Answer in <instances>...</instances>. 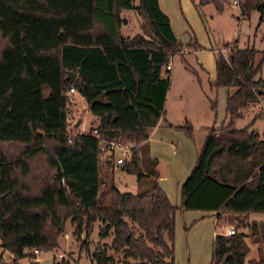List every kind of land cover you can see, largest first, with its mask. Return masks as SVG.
Returning a JSON list of instances; mask_svg holds the SVG:
<instances>
[{
    "label": "trees",
    "instance_id": "1",
    "mask_svg": "<svg viewBox=\"0 0 264 264\" xmlns=\"http://www.w3.org/2000/svg\"><path fill=\"white\" fill-rule=\"evenodd\" d=\"M260 2L236 0L239 15L256 10L260 22ZM207 3L220 11L224 2H193ZM123 10H133L139 19V31L130 36L121 33ZM18 43L49 44L57 52L56 110L51 122L28 117L32 89L25 68L0 91V124L16 123L13 137L0 129V248L14 258H28L26 264H39L32 250L55 248L58 224L70 217L76 238L81 231L88 235L96 221L98 239L110 236L88 254L92 264H174L175 208L157 184V160L145 141L163 111L169 80L162 68L184 44L174 36L159 1L0 0V58ZM185 46L198 45L192 40ZM223 47L227 52L216 53L211 85L229 90L225 121L205 128L194 163L178 187V210L214 213L220 230L212 237L208 264H264L259 246L264 244V220L232 217L264 213V134L259 137L251 129L264 109L235 126L243 109L264 95V77L257 75L264 50L235 42ZM257 52L261 57L256 62ZM67 72L74 73L71 80L64 78ZM69 88L97 120L87 131H73L66 118ZM209 107L214 110V101ZM173 127L191 136L188 121ZM94 130L104 138L139 145L119 165L137 183L154 173L147 189L129 193L110 186L108 202H102L101 173L111 166L100 155ZM226 224L246 232L233 227L235 232L225 235ZM246 239L255 245V257H246ZM110 250L120 257L114 259Z\"/></svg>",
    "mask_w": 264,
    "mask_h": 264
},
{
    "label": "crops",
    "instance_id": "2",
    "mask_svg": "<svg viewBox=\"0 0 264 264\" xmlns=\"http://www.w3.org/2000/svg\"><path fill=\"white\" fill-rule=\"evenodd\" d=\"M158 1L161 9L169 17L174 36L181 42H186L187 40L191 42L194 40L198 46L193 48L194 51L187 52L185 55L180 53L181 58L175 62V65L172 61L174 55H171L169 58L170 68L168 70L162 68V71H166L165 73L168 74L169 80L163 101V111L156 123L148 129V136L145 143L149 155L157 160V184L166 195L169 203L175 208L173 230L174 264H208L211 257V241L216 232L214 213L202 210L179 211L178 187L194 163L196 151L205 134V128L211 124L217 126L221 121H225L224 105L229 90L223 86L211 85L214 78V59L217 52L212 51L211 57L206 59V56L201 53L202 50H197L199 43L195 39L189 25L187 24L185 26L182 23L181 16L172 3V0ZM193 2L195 0H192V5L195 12L199 14L202 5L194 6ZM124 11L130 12V10H123L121 12V14L123 13V17L126 15ZM135 14L132 13L131 16L134 18ZM25 44L27 45L26 48L29 49V45L31 44ZM17 45L21 50V47H23L22 43H18ZM41 46L44 50L50 47L46 45ZM19 49L5 52V55L1 59L4 62L13 61L16 64L19 63L18 61L20 59L22 61L21 66L27 68L28 73L30 71L29 67L36 72L35 66H33L35 61L37 62L39 71L51 68V66H48V57L44 55L45 51L40 57L39 55L36 56V53L27 55ZM190 55L194 56L193 59H189ZM58 67L59 57L56 53V64L54 65L56 74H58ZM37 81L39 82L40 105H34L31 109L34 114H29L28 117H33L38 113L37 117H43L47 122L54 121L55 117L50 121L47 119L46 109L50 107L51 103L53 111L55 112L56 97L53 99L45 97L42 93V83H40L42 80L39 79ZM174 82L176 86L173 84ZM70 94L76 99L83 110L82 119H79L78 124L74 126L75 121L78 120L75 119L71 126H73L72 128L81 126L79 132H84L85 119H87L89 113L85 110V103L78 93L72 92ZM263 97L264 95L259 97L254 105L249 106L248 110H254L256 107L263 108L261 105ZM210 101H214V110H211L209 107ZM185 120L191 124L190 137L186 136L181 130L173 127V125L182 124ZM15 127L16 123L9 126L7 129H11V132L7 135L4 134L2 129L1 131L5 137H13ZM251 129L253 130V126H251ZM110 166H113L111 160ZM117 167L122 170L119 164H117ZM147 174L148 178L145 180L149 181V178L153 177L154 173ZM143 181L137 183V191L142 190ZM240 215L247 217L248 220H255L249 219L248 214ZM242 232L245 233L244 230ZM3 251L0 248V259L2 258ZM7 254L9 255L10 253L7 252Z\"/></svg>",
    "mask_w": 264,
    "mask_h": 264
},
{
    "label": "rangeland",
    "instance_id": "3",
    "mask_svg": "<svg viewBox=\"0 0 264 264\" xmlns=\"http://www.w3.org/2000/svg\"><path fill=\"white\" fill-rule=\"evenodd\" d=\"M196 1V0H195ZM222 9L220 11L216 10L214 6L210 3L204 4L201 6V11L198 13L195 12L192 0H172L176 10L180 14V18L182 23L186 26L189 25V28L192 30L195 39L199 43V47L197 50H202L201 53L204 54L207 58L211 57L212 51H218L221 54H225L227 51V47H223L224 43L232 44L235 42L237 46L242 47L245 45H252L257 50H264V15L262 16V20L258 22V11L252 10L250 11L247 17H241L239 15V11L236 5L231 4L232 0H223ZM126 12V11H124ZM133 14L135 12L130 10ZM126 12L125 15V23L121 26V33L124 35H132L135 32L139 31L138 22L139 19L137 15H134V18L131 16L132 13ZM186 13V15H185ZM123 14V13H122ZM181 42V41H180ZM186 42H189L188 40ZM186 42H182L184 44L182 46V54L185 55L187 52L194 51L192 46H185ZM41 45L49 46V44H31L29 45V49L26 48V44L22 43L21 50L24 51L27 55L32 53H36V56H40L44 51V55L48 57V62L51 68L42 69L39 71V67H37V62L35 61L34 65L35 70L29 67L30 78H31V89L30 96L31 97V105L32 108L34 105H40V92L39 90V82L37 80H42L41 88L42 93L48 99H53L56 97L57 87H56V78L57 75L54 69V65L56 64V51L51 48H46L45 50ZM15 49H19L18 45ZM20 50V49H19ZM20 50V51H21ZM5 55V54H4ZM3 55V56H4ZM173 56V64L181 58V54L175 53L171 54ZM168 57L169 58L170 56ZM2 56V57H3ZM1 57V58H2ZM41 57V56H40ZM39 57V58H40ZM193 55L189 56V59H193ZM261 53L257 52L255 54L256 62L260 59ZM0 58V91L12 81L15 77L14 75L18 72L21 67L22 61L19 59V63L15 62H4L3 59ZM10 59L13 60L12 57ZM21 66V67H20ZM177 67V66H176ZM178 68V67H177ZM27 70V68H25ZM38 69V70H37ZM35 72V73H34ZM36 75V77H34ZM258 76L264 77V62L261 64L260 70L257 73ZM44 77V79H42ZM45 87H43L44 84ZM175 86V82L173 83ZM178 84V83H177ZM180 84V83H179ZM173 85V86H174ZM66 94V93H65ZM67 95V113L66 118L69 124H72L75 119H82V108L79 103H77L76 99L71 96V94ZM249 104L242 111V117L237 118L235 120V126L245 125L251 117L259 110L261 107H256L254 110H248ZM254 105V104H253ZM262 107L264 108V97L262 100ZM56 110V109H55ZM36 113V112H35ZM31 115L32 110L30 111ZM87 119H85L84 130L87 131L89 127H94L96 125V118L90 114H88ZM38 113L33 117H37ZM47 119L50 121L55 117V112L50 103V107L46 109ZM40 119H45L39 117ZM14 122L1 123L0 129L3 130L4 134L7 135L11 132V129H7L9 126L13 125ZM214 125V124H213ZM253 126L254 132L261 137L264 134V117H259L255 120ZM81 126L76 128H72L73 131H79ZM8 130V131H7ZM118 151L114 152L116 156ZM101 177L103 178V183L100 185V191H103V203H107V192L110 186L115 187L119 191L135 193L137 192V182L135 181V177L131 173H127L123 170H120L116 164L107 170L101 173ZM232 217L237 218L238 221H246L247 217H242L239 215H232ZM245 218V219H244ZM249 219L255 220H264V213H248ZM97 221L91 224V229L89 234L86 235L84 231H81L78 237H74L72 231L74 229V224L71 221L70 217H67L61 220L58 224L59 235L57 237V245L55 248L49 251H40L37 250V253H33L34 259L38 261L39 264H51L52 261L59 262L62 261V264H92L88 254L96 247L97 241L107 243L110 236H107L102 239H98L97 236ZM60 226V227H59ZM226 226L234 227L232 224H226ZM225 227V226H223ZM235 228V227H234ZM218 231L220 228H216ZM244 230L246 232L245 227L235 228V231ZM248 245L250 246V250L246 257L256 256L255 245L250 243L248 239H246ZM261 249V254L264 257V244H259ZM114 259H118L120 257L118 252H113L112 250L108 251ZM28 258H14L11 254H7V252L3 251L2 258L0 259V264H26ZM67 262V263H63Z\"/></svg>",
    "mask_w": 264,
    "mask_h": 264
},
{
    "label": "built area",
    "instance_id": "4",
    "mask_svg": "<svg viewBox=\"0 0 264 264\" xmlns=\"http://www.w3.org/2000/svg\"><path fill=\"white\" fill-rule=\"evenodd\" d=\"M231 4L236 5V0H232ZM227 52V51H226ZM226 54V53H225ZM224 54V55H225ZM170 68V63L164 65V70H168ZM75 92L73 88H69L66 91V94H70ZM91 134H93L97 140L98 150L103 159L111 160L113 164H120L125 158L130 156L131 148L139 147V145L133 141L123 140V139H107L102 136H99L94 130ZM69 140V139H68ZM118 151V154L115 156L114 152ZM235 231L233 227L225 226L223 227L222 233L225 235L233 234ZM33 253H37V249L32 250Z\"/></svg>",
    "mask_w": 264,
    "mask_h": 264
},
{
    "label": "water",
    "instance_id": "5",
    "mask_svg": "<svg viewBox=\"0 0 264 264\" xmlns=\"http://www.w3.org/2000/svg\"><path fill=\"white\" fill-rule=\"evenodd\" d=\"M260 4H261V6L264 7V0H261ZM66 75H69V76H65L64 77L65 79L71 80L74 77V73L73 72H67ZM78 122H79V120L75 121L74 126H76L78 124ZM148 187H149V181L148 180H144L143 183H142V190H145Z\"/></svg>",
    "mask_w": 264,
    "mask_h": 264
}]
</instances>
